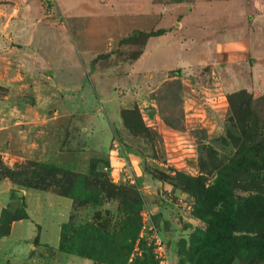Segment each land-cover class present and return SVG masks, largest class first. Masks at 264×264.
Returning a JSON list of instances; mask_svg holds the SVG:
<instances>
[{
  "label": "rangeland",
  "instance_id": "rangeland-1",
  "mask_svg": "<svg viewBox=\"0 0 264 264\" xmlns=\"http://www.w3.org/2000/svg\"><path fill=\"white\" fill-rule=\"evenodd\" d=\"M85 2L77 4V17L70 22L85 33L83 44L77 42L82 32L74 35L76 53L70 58L76 65L57 69V78L45 85L54 98L52 108L41 104V110L55 113V121L36 133H0V162L9 169L34 163L58 169L48 190H68L75 199L60 245L71 259L264 264L263 239L250 226L262 209L253 198H264V94L240 91L231 105L217 81L218 74L226 88L231 82H250L249 64L224 66V59L239 56L229 49H220L222 56L215 58L211 41L222 38L177 32L173 19H194L198 0H167L180 3L172 18L171 6L147 13L144 7L132 12V5L117 6L118 0L98 7H85ZM83 12L101 19L85 21ZM136 15L155 19L134 23ZM90 28L93 36H88ZM56 57L49 49L40 51L38 61L19 53L12 60L29 68L33 61L56 67ZM33 92L25 85L24 94L33 97ZM6 94L0 90V100ZM233 116L237 122L230 120ZM255 135L254 142L245 141ZM8 182L14 190L5 210L18 218L25 210L17 195L22 186ZM104 184L110 195L102 190ZM31 210L47 227L45 240L55 246L56 223L63 220L56 204ZM27 227L24 222L14 237L28 235ZM6 243L0 244V253L14 250Z\"/></svg>",
  "mask_w": 264,
  "mask_h": 264
},
{
  "label": "crops",
  "instance_id": "crops-1",
  "mask_svg": "<svg viewBox=\"0 0 264 264\" xmlns=\"http://www.w3.org/2000/svg\"><path fill=\"white\" fill-rule=\"evenodd\" d=\"M84 1L86 0H0V86L7 91L4 99L0 100V133H36L41 130L40 127L55 121V113L49 116L50 111L43 112L41 110V104L46 105L48 109L52 108L50 102L54 98V93L46 90L50 87L45 85H51L57 78L55 72L58 71L57 69L64 70L76 65L74 56L70 58V53L72 55L76 53L74 35L76 32H82L77 42L83 44L84 40L82 42L83 38L81 37L85 33L82 30L74 29L70 22L75 21L77 17L74 14L77 11V4H83ZM87 1L89 2H85L84 6L89 3L93 5H88L91 7H98V4L109 5V0ZM118 1L120 2L117 6L132 5L131 7H134L132 12H141V7H144L148 10L142 12L148 13L150 10L155 11L158 8L156 6H160L164 12L162 7L165 6L167 10L171 6L174 9H172V13L169 12L170 18L178 9L175 6H180V3L169 4L167 0L164 3L163 1L156 2V0ZM196 10L197 16L194 19L191 16L173 19L177 32H184V36L190 38L194 35L204 39L222 38L223 40L216 42L211 41V45L215 49V58L222 56L220 49H229V53L239 56L238 58L224 59V61H228L224 62V66L238 65L241 62L245 65L249 64L246 67L249 69L251 79L247 83L239 85L231 82L226 88V84L223 85L220 82L217 74L219 90L222 94L229 95L239 91H247L254 95L264 94V0H212L211 2L198 0ZM82 16L85 17V21L101 19L98 13L91 16L83 12ZM132 18H134L132 20L134 23L143 22L141 21L143 19H146L144 21L147 22L150 19V17L139 19L138 16H132ZM87 31L88 36H93V29L90 28ZM49 49H55L57 53L54 62L56 67L48 61L43 65L40 61V65L37 66L33 61L29 68L27 63L12 60V55L19 53L38 61L40 51L49 52ZM235 49H245V52L243 50L238 52ZM253 49L260 51H253ZM60 53H64L63 57H60ZM217 64L216 60L209 63L213 67ZM228 71L232 72L229 68ZM27 84L29 87L33 86V93H35L33 97L29 93L24 94ZM37 91L43 94L39 95ZM11 190H14L12 184L6 180H0V217L11 202ZM17 190H20L17 195L21 197L19 200L24 203V212L28 219L12 222L8 234L0 236V244L9 242L8 244H12V249H14L10 253L6 248L1 251L0 264H61L62 258L73 264H79V262L80 264H90L82 257L76 256L79 259H71L70 254L62 252L59 248L62 225L65 224L73 210L71 200L52 192L25 187ZM30 196L35 197L38 201L29 199ZM53 203L56 204L63 216V220L56 223L55 246L45 240L47 227L40 224L31 210L37 205L46 207ZM24 222H27L28 235L14 237L15 234H21L22 231L19 228L24 225Z\"/></svg>",
  "mask_w": 264,
  "mask_h": 264
},
{
  "label": "trees",
  "instance_id": "trees-1",
  "mask_svg": "<svg viewBox=\"0 0 264 264\" xmlns=\"http://www.w3.org/2000/svg\"><path fill=\"white\" fill-rule=\"evenodd\" d=\"M0 90L3 91V88L0 87ZM240 95H241L240 91L227 95L229 102H231V105L233 104L232 99H237L240 97ZM263 101H264V99H263ZM230 120L237 122V117L233 116V118H231ZM243 129H244V127L242 126L241 127L242 132H244ZM229 137L231 138V140L236 139L234 137V134L233 135L229 134ZM255 140H257V135L251 136V137L249 136L246 138L245 141L251 143V142H254ZM262 143H264V139H263ZM262 165H263V170H264V164H262ZM57 171H58V169H56V167H54V166L38 165L35 163L29 164V166H27V167L18 166V167H15V169H9L5 165H3L2 162H0V180H8L12 183L17 182V184L21 185L22 187L30 188V189H34V190L45 191V192H49L48 186H50V183H49L50 179H53V177H55L57 175ZM101 188H102V190H104V192H107L109 195L112 193V190L109 189V184L101 185ZM255 192H258V191L256 190ZM52 193H54L58 196L68 198L72 201L75 200L74 197H72L69 194L68 190L61 192V193H56V192H52ZM253 199L259 200V202L262 204V209L260 212L257 213L256 217L251 218L252 220L250 221V226L253 230L256 231V233L261 235L260 238L263 239L262 240V244H263V242H264V207H263L264 198L261 197V198H253ZM253 209H254V205H252V207H251V210H253ZM10 214L6 210H3L2 214H1V217H0V236L1 237L6 236L8 234L10 224L12 222L18 221V220H23V219H28V217L24 211L22 212V214L20 216H18V218L11 217ZM63 226L64 225H62V227ZM61 239H62V228H61ZM60 245H61V241H60ZM59 248L61 250L60 246H59Z\"/></svg>",
  "mask_w": 264,
  "mask_h": 264
},
{
  "label": "water",
  "instance_id": "water-1",
  "mask_svg": "<svg viewBox=\"0 0 264 264\" xmlns=\"http://www.w3.org/2000/svg\"><path fill=\"white\" fill-rule=\"evenodd\" d=\"M20 196H21V194H20Z\"/></svg>",
  "mask_w": 264,
  "mask_h": 264
}]
</instances>
